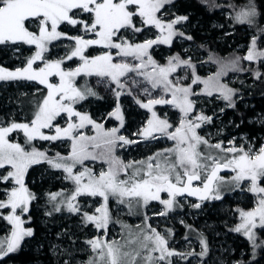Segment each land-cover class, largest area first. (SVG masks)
<instances>
[{"label": "snow or ice", "instance_id": "snow-or-ice-1", "mask_svg": "<svg viewBox=\"0 0 264 264\" xmlns=\"http://www.w3.org/2000/svg\"><path fill=\"white\" fill-rule=\"evenodd\" d=\"M170 3L172 0H0V46L19 50L20 45H28L34 49L22 67L9 69L0 65V82L31 81L43 86L37 89L43 95L36 102L30 120L0 123V185L5 197L0 199V219L11 225L10 238L0 240V257L14 252L24 237L33 234L23 227L22 216L29 212L35 199L25 185V175L32 165L40 163L62 171L64 178L74 185L72 192L53 210L61 211L63 204L69 212L81 214L84 222L99 232L86 241L94 253L86 264H173L174 256L186 258L169 248L166 236L148 223L150 218L146 214L142 227L121 224V240L109 239V226L117 222L113 220L110 201L126 206L130 214L158 202L163 209L157 215L166 216L178 203V197L221 199L220 187L226 182L236 187L246 184L256 198L253 209L239 211L241 223L233 231L246 236L253 249L264 247V241L258 242L257 235V230L264 231V145L255 149L251 145H237L235 139L227 145L223 141L210 142L198 130L211 123L212 117L197 114V101L193 99L218 94L229 107H235L236 90L221 83L220 78L229 71H250L241 66L242 61L264 64V49L259 47L264 40V28L251 37L246 55L222 64L215 75L202 79L190 59L174 56L161 66L150 54L153 45H170L176 35H183L176 32L175 25L187 17L165 21L159 15ZM256 16V6L249 0L235 20L254 25ZM153 28L158 30L155 38L136 42L138 34ZM62 40L71 41L68 52L61 58L50 59L46 55L49 46ZM129 57L135 63H130ZM69 61L78 63L74 68L66 67ZM181 67L191 69L188 84L173 76ZM129 73L142 77L152 90L159 89L162 93L152 97L145 88L151 98L147 102L137 101L151 113L147 127L138 135L145 139L165 137L173 144L147 160L125 163L116 150L133 141L119 134L120 128L105 129L103 124L77 110L79 102L96 95L90 87L78 86L77 77L107 79L119 97L126 83L123 78ZM252 75L260 79L264 73L257 68ZM198 85H203L199 92L194 87ZM157 105L176 109L180 113L178 124L170 123L166 114L161 117L154 110ZM109 116L123 127L119 105ZM60 120H64V126ZM88 126L94 135L83 131ZM12 133H22L23 144L15 142ZM35 141H67L69 152L50 156L38 149ZM87 161H100L107 167L97 172ZM222 171L234 173L230 181L220 175ZM60 195L63 194H52L50 198L56 201ZM80 197L100 198V204L93 213L82 212L77 203ZM204 249L200 255L206 253V244Z\"/></svg>", "mask_w": 264, "mask_h": 264}, {"label": "trees", "instance_id": "trees-1", "mask_svg": "<svg viewBox=\"0 0 264 264\" xmlns=\"http://www.w3.org/2000/svg\"><path fill=\"white\" fill-rule=\"evenodd\" d=\"M252 2L257 10L254 25L241 24L235 20L236 14L249 5V0H173L171 5L177 11L176 15L178 17H187L191 26L190 31L184 33L183 38L189 42L188 44H195L199 47L203 54L210 55L208 63H217L218 71H220L222 64H227L237 56H244L243 50L238 48L243 44L250 45V32L257 35L258 30L264 28V0H252ZM248 28L250 31H248ZM188 37H191V39H188ZM176 47V44H172L173 54L175 51V56L183 59L185 55L181 54V51L179 52ZM52 49L49 58L52 57V52L55 50L54 47ZM12 50L0 46V65L14 69L21 62L23 63L27 57L31 56L30 50L26 48L22 49V54H15ZM57 51L60 52L61 50ZM13 56L21 57L20 59H14ZM152 58L155 59L154 56ZM191 63L195 66L197 75L203 76L197 69L196 64ZM241 66L250 69V71L228 72L223 79V81L230 79L232 74L239 77L238 82L230 87L236 90L233 97L235 107L228 106L224 108L222 119L224 125L227 126L221 130L218 137L222 141H227L233 135H245L250 140L263 143L264 76L256 79L252 75V70L258 68L260 72L264 73V64L248 66L246 61H242ZM4 83H7L8 86L0 85V123H7L12 120L17 122L30 120L35 111L36 102L43 95L37 89H42L43 86L38 85L36 87L37 83L31 81ZM84 105L88 108L87 112L96 117L98 116L97 113L104 114L106 111H111L114 107V101L104 102L102 99L96 101L88 99ZM134 110L133 108L125 111L127 126L132 130L135 128L131 118L135 116L139 119L140 117V114L134 112ZM56 146L57 144L54 143L48 148V155H55L57 152L62 154V151L58 150ZM148 154L144 153L143 156ZM46 167L43 164H37L27 172L25 185L30 192L38 197L39 195L49 197L48 194L50 193L66 191L64 186L57 180L60 176L59 171L51 169L48 173ZM235 193H238V190ZM41 201L43 199L33 201L32 207L26 216L27 226L33 230V235L25 240L19 250L0 259V264H64V259L54 257L51 251L52 243L50 242H64L67 244L73 242V240H70L71 236L78 237L77 244L85 242L84 237L87 232L76 234V232L74 233L76 227L70 226L77 225L76 223L81 221L77 214H74V218L72 217L70 220L66 219L63 214H53L49 209L50 205L42 206ZM253 205L252 195L248 194L247 201H242V199L236 201L226 195L223 199L215 202L209 210H193L196 214L201 213L198 216L195 215L197 217L195 223L186 219V227L183 230L178 228V231L181 229L183 233L181 239L187 235L195 236V228L202 224L203 228L209 227L206 229V237L211 250H213V246L218 245V242L223 243L222 248L226 251L224 258L227 263L264 264V247L258 250L253 249L251 243L244 236L233 231L240 220L239 211L250 210ZM44 209L45 214L43 213ZM226 212L233 213L234 217H228ZM42 221H46V224ZM217 232L221 236H216ZM259 241H264V231H260ZM209 254V259H213V251Z\"/></svg>", "mask_w": 264, "mask_h": 264}, {"label": "rangeland", "instance_id": "rangeland-1", "mask_svg": "<svg viewBox=\"0 0 264 264\" xmlns=\"http://www.w3.org/2000/svg\"><path fill=\"white\" fill-rule=\"evenodd\" d=\"M173 1V0H172ZM177 11L175 10L174 7H172L171 3L166 4L165 7L161 10V13L159 15L162 16L163 20L165 21H171L174 18L178 17L176 15ZM184 17V16H183ZM190 24L188 20H183L180 23L175 25V30L177 33H184L187 31H190ZM65 31H69V29L65 28ZM248 31L250 29L248 28ZM70 34L76 35L77 33L71 32ZM129 36L131 35L130 33L128 34ZM158 35V30L156 29H150L142 34H138L135 37L136 42H143L146 39H153ZM183 35H176L172 43L170 45L168 44H158V45H153V47L149 50L151 56L155 57V61L161 65L165 66L167 65L168 61L175 56V51L173 54V51L171 49L172 44L177 45V49L181 54H184L183 56L184 60L190 59L191 62L195 63L197 66V69L200 71V73L203 76H200L202 79H207L210 76L215 75L218 72V65L217 63H208V59L210 55H205L202 53V50L197 47L195 44H188L183 37ZM250 38L254 36V34H249ZM261 43L259 44V47L261 49L264 48V40L260 41ZM71 44V41L68 40H62V41H54L50 46H49V52L46 53V55L49 57L51 54V51L53 50L52 48L54 47V52H52V57L50 59H58L63 56L68 52L69 45ZM250 45L248 44H243L241 45L238 49L243 50L244 55H246L247 50ZM2 48L6 49H13V53L15 54H22V49L26 48L30 50L31 55L33 54L34 49L30 48L28 45H20L19 50H17L14 47L11 46H1ZM61 48V49H60ZM57 50H61L58 52ZM176 50V49H175ZM92 54H96L94 50H91ZM178 53V52H177ZM21 57V56H20ZM20 57H14V59ZM130 63H135V61L132 60L131 57L127 58ZM157 59V60H156ZM24 63V62H23ZM21 62L17 67H22L23 65ZM78 61H69L65 65L66 67H76ZM247 65H253L257 66L258 64L256 63H249L247 62ZM235 73L236 71H229ZM238 72V71H237ZM197 74V73H196ZM173 76L180 77L182 79V82L185 84H188L191 82L190 76H191V69H186L184 67H181L177 70L176 73L173 74ZM225 76V75H224ZM224 76L220 78L221 82L224 79ZM185 77H188V79H184ZM238 76L233 75L231 76L230 79L224 80L223 83H226L229 87H232V84H236L238 82ZM126 83L124 89L121 90L122 94L117 97L114 92V85H112L107 79H102L100 77L96 76H81L77 77V84L80 87H90L95 93V96H89L87 99L79 102L76 105V108L78 111L81 113H86L88 114L95 122L103 124L105 129H111V128H120V133L121 135H124L127 139L133 141V143L127 144V145H122L117 148L116 150V155L123 160L125 163L127 162H132V161H144L147 160V158L153 156L154 154L163 151L164 149L172 147L173 142L168 140L165 137H159L158 139H152L148 138L145 139L142 136L138 135L139 132H141L145 127H147V121L148 119L151 118V113L145 109L140 107V105L137 103V101L141 102H147L150 96H148L144 89L148 88L151 91L152 97H158L162 93L160 92L159 89L157 90H152L150 85H148L146 82L143 81V78L136 75L135 73H129L127 77L123 78ZM36 84V82H34ZM0 85L3 86H8V84L4 82H0ZM39 84H36V87H38ZM196 91L199 92L202 88L203 85H198L194 86ZM90 99L91 101H96V100H104L114 101V107L111 111H106L104 114L103 113H97L98 116L93 117L91 116L90 113H88V108L86 107L85 102ZM197 101L196 104V111L197 114L203 113L206 116L212 117V122L211 123H205L201 129H199V134L205 138H207L210 142L215 143L217 141H222L219 139L218 134H220L221 130H223L226 126L224 125V121L222 119V112L224 108L228 107V104L225 101H221L222 99L219 98L218 94H214L213 96H206V95H200L198 97H194ZM214 104V105H213ZM117 105H119L122 116H123V127L120 126V122L114 118H111L109 114L113 112ZM131 105V106H130ZM211 105H213L211 107ZM135 109L134 112H137L140 114V117L133 116L131 119L134 122V130L128 128L127 126V119L125 115V111L128 109ZM155 111L161 116L164 117L166 114L167 119L172 123L173 125L178 124L179 119H180V113L172 108L171 106L168 105H157L155 106ZM64 120H60L61 126H64ZM47 131V130H46ZM86 134L88 135H94V131L92 130L91 126H88L86 129L83 130ZM158 135V134H157ZM11 138L18 143L23 144L24 142V137L22 133H12ZM235 139V143L237 145H243L245 147L251 145L255 149H258L261 145H264L263 143H258L257 140H250L247 136L242 135V136H236L233 135L229 137L227 141H223L225 145L228 144V141ZM56 143L57 146L56 148L58 150L62 151V155H67L69 152V143L67 141H55V142H48V141H35L34 144L35 146L40 149L41 151H46L48 152V148L51 147L52 144ZM144 153H149L147 156H143ZM53 156V155H50ZM43 164L46 167V172H50L51 168L47 163H40ZM86 164L89 167H92L95 171H100L101 169H106L107 165L102 164L100 161H87ZM35 165H32L28 171L33 168ZM79 167V166H78ZM59 171V180L61 185L64 186V190L66 191H61L58 193H62L63 195H60L57 197L56 201L51 200V195L52 194H57V192L50 193L48 194L49 197L34 194L35 199H33L29 205V211L32 207L33 201H39L40 199H43L41 201L42 206H49V209L53 214H63L66 219L68 218L69 220L73 217L74 214L76 213H71L67 210L66 206L63 204H60L61 211L56 212L54 211V207L59 204L60 201L64 200L73 190L74 185L71 181L66 180L65 174ZM47 174V173H46ZM234 175L233 174H228L224 175L226 181H230V177ZM26 178V175H25ZM64 181H63V180ZM2 189L3 185H0V197L1 199L5 198L2 195ZM238 190V193H235V191ZM248 194L252 195V201L254 203L253 208L255 207V201L256 198L253 196L252 193H250L247 190V185L242 184L240 187H236L230 182H226L221 185L220 187V195L221 199H223L226 195H229L231 198L234 200L238 201L242 199V201H247L248 199ZM38 198V199H37ZM48 198V199H47ZM219 199V200H221ZM178 203L175 205L174 209L172 211H169L166 216H160L157 215L162 209L163 205H160L158 202H152L147 209H138L134 210V214H130L127 207L124 205H119L116 203L114 200L110 201L109 203V208L113 216V220L117 221L116 223H113L109 226V239H116V240H121L122 238V232H121V224H128L133 227L140 225L141 227L143 226V221H144V215L146 214L150 219L148 220V223L152 225V227H155L159 232L164 234L166 238L168 239L169 242V248L175 250L177 253H183L186 255V258L181 257V256H174L171 258L173 264H236V262H231L227 263V260L224 258L226 255V251L223 250L222 242H218V245L216 247L213 246V250H211V247L209 246L208 239L206 237V229L209 228H203V225L196 227L195 236H190L187 235L183 239L181 237L183 236V233L181 229L183 230L184 227H186V219H189L190 222H194L197 220L196 216H198L200 213H195L194 211H201V210H209L213 204L219 200L217 199H212L208 202H197L193 201L190 199H181L177 198ZM79 207L81 208L82 212H88V213H93L95 211V208L99 206L100 204V198H92V197H80L78 198L77 201ZM195 204H200V207H194ZM252 208V209H253ZM251 210V209H250ZM202 211V212H203ZM45 214V209L43 211ZM138 213V214H136ZM228 213V217H234V214L230 212ZM5 214H7V210H5ZM28 215L25 214L22 216V219L25 221L23 227L25 229H30L27 226V219L26 216ZM81 221L76 223L77 225H70L71 227H76L74 229V233H80V232H87L84 243L77 244L78 237L77 236H69L70 240H73V242L65 244L64 242H53L51 246V251L54 254V257L57 259H64L63 263L65 264V261L68 262V264H86L87 260L89 257L93 256L94 253L90 250L89 246L87 245L86 241L89 239H92L93 237L99 235V232L94 228V226L90 224H86L82 218L81 214H77ZM196 215V216H195ZM193 219H191L190 217ZM74 218V217H73ZM44 224H46V221H42ZM82 223V224H81ZM241 223V217L236 226H238ZM181 228L180 231H178ZM197 229V230H196ZM32 230V229H31ZM76 230V231H75ZM78 230V231H77ZM190 231V230H189ZM33 233V230H32ZM50 233V230H49ZM192 234H194L191 231ZM238 233V232H237ZM242 236H244L242 233H239ZM33 235V234H32ZM50 235V234H49ZM216 236H221L219 232L215 234ZM257 235H258V242L260 239V230H257ZM11 236V225L7 223V221L0 219V240H5L6 238H10ZM31 236H26L24 237L21 241L19 246L17 247V250H19L25 240ZM49 237V236H47ZM246 240L247 237L244 236ZM50 239V238H49ZM48 239V240H49ZM201 241L204 242L207 246L206 253L204 255H200L202 252L205 251L204 249V244L201 243ZM249 242V241H248ZM250 243V242H249ZM257 250L259 248H256ZM14 251V252H15ZM213 251V259L210 258V252ZM13 253V252H11ZM9 253V254H11ZM188 253H192V255H187ZM8 254V255H9ZM7 256V255H6ZM0 257V259L4 258ZM223 258V259H222Z\"/></svg>", "mask_w": 264, "mask_h": 264}, {"label": "water", "instance_id": "water-1", "mask_svg": "<svg viewBox=\"0 0 264 264\" xmlns=\"http://www.w3.org/2000/svg\"><path fill=\"white\" fill-rule=\"evenodd\" d=\"M228 174H233V173L228 172V171H222L220 173L221 176L228 175ZM196 183H199V182H196ZM178 198H181V199H190V200H193V201L205 203V202H208L211 197L209 199H206V200H203V201H201L198 197H195V196H184V197H178Z\"/></svg>", "mask_w": 264, "mask_h": 264}]
</instances>
